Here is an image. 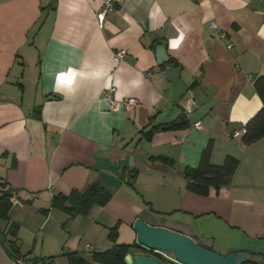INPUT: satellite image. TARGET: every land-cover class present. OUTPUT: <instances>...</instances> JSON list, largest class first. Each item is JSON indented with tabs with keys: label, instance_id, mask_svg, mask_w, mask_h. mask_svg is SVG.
<instances>
[{
	"label": "crops",
	"instance_id": "crops-1",
	"mask_svg": "<svg viewBox=\"0 0 264 264\" xmlns=\"http://www.w3.org/2000/svg\"><path fill=\"white\" fill-rule=\"evenodd\" d=\"M102 4L0 0V195L13 192L4 238L27 260L66 262L87 245L111 248L114 227L117 244L137 242L143 219L220 255L264 262V137L242 142L264 107L255 87L264 77V0H120L101 26ZM160 45L167 64L158 63ZM168 66L180 68L173 81ZM69 69L73 84L58 83ZM112 87L138 104L113 110ZM179 117L189 125L154 132ZM210 142L214 164L232 156L239 166L231 185L202 196L188 190L185 170ZM92 183L111 194L106 206L76 218L51 209L55 195Z\"/></svg>",
	"mask_w": 264,
	"mask_h": 264
},
{
	"label": "trees",
	"instance_id": "trees-1",
	"mask_svg": "<svg viewBox=\"0 0 264 264\" xmlns=\"http://www.w3.org/2000/svg\"><path fill=\"white\" fill-rule=\"evenodd\" d=\"M255 87L264 104V77H260L256 80ZM188 125L189 122L185 117H179L168 124L154 128V132L182 129ZM263 137L264 107L247 123L242 142L246 145H251ZM212 151L213 143L210 142L201 155L199 166L197 168H187L185 170L187 188L193 193L204 196L208 194L209 188L220 189L232 183L234 174L239 166V161L232 156H227L223 164L216 165L211 160ZM12 197L13 192H11V190L5 191L0 195V221H9V213L12 209ZM110 200L111 194L108 191L99 184L92 183L84 192L73 191L68 196L61 193L55 195L52 199L51 209L64 211L71 218H76L78 216H88L94 206L98 205L104 207ZM41 211L46 215L50 212L48 209H43ZM18 230V225L12 223L8 230V235L15 238ZM117 236V227L110 229L109 239L114 245L107 250L95 251L93 253V260L97 264H126L125 258L131 252H139L142 255L153 254L152 251L147 250L137 242L133 244H117ZM0 241L13 259L17 260L22 256L20 248L15 241L7 240V243L1 239ZM66 257L68 264H87L86 260L78 252L66 254ZM53 262V258L41 260L34 259V264H53ZM164 263L168 264L167 262Z\"/></svg>",
	"mask_w": 264,
	"mask_h": 264
},
{
	"label": "water",
	"instance_id": "water-1",
	"mask_svg": "<svg viewBox=\"0 0 264 264\" xmlns=\"http://www.w3.org/2000/svg\"><path fill=\"white\" fill-rule=\"evenodd\" d=\"M159 64H167L170 56L166 46L157 47ZM180 68L168 66L166 77L173 81L178 77ZM137 231V243L149 250H158L174 254L180 264H264L248 252H233L223 256L213 250L205 248L193 241L190 237L172 232L165 228L153 227L143 219H137L134 224ZM17 262V260H16ZM126 264H165L154 255H142L135 252L129 253L125 258Z\"/></svg>",
	"mask_w": 264,
	"mask_h": 264
},
{
	"label": "built area",
	"instance_id": "built-area-1",
	"mask_svg": "<svg viewBox=\"0 0 264 264\" xmlns=\"http://www.w3.org/2000/svg\"><path fill=\"white\" fill-rule=\"evenodd\" d=\"M120 0H103L102 8L100 12L98 13L97 17L99 20L100 25L102 26L105 20V16L107 13L111 12L114 10V8L119 4ZM212 28L218 29V25L216 22L212 23ZM225 36V34H224ZM233 45L230 44L229 48H231ZM127 54L126 50H119L116 52L115 57L118 61L123 60L125 55ZM116 92V89L114 87L110 88L106 93L105 97L110 101L112 109L113 110H120L121 108H133L138 104V99L136 97H124V98H116L114 96ZM202 125L201 122H197L193 125L194 129H201ZM235 135H239L238 132L235 133ZM149 250V249H147ZM152 251V255L157 257L156 255H161L163 256L168 262L171 264H180L177 262L175 257H171L168 255L167 252H162L158 250H149ZM158 258V257H157ZM159 259V258H158ZM18 264H34L33 260H27L26 258H19L17 260Z\"/></svg>",
	"mask_w": 264,
	"mask_h": 264
},
{
	"label": "rangeland",
	"instance_id": "rangeland-1",
	"mask_svg": "<svg viewBox=\"0 0 264 264\" xmlns=\"http://www.w3.org/2000/svg\"><path fill=\"white\" fill-rule=\"evenodd\" d=\"M40 213L43 215V216H47L46 214H44L42 211H40ZM86 217V216H84ZM5 226H6V223L1 221L0 222V239L3 240L5 243H7V239L5 240L4 236L2 235V230L5 229ZM109 238V236H108ZM89 245L85 246V248H83L86 252H84V254L82 255V257H84V259L86 260V263L87 264H97L94 260H93V253H90L88 250H87V247ZM96 251H104V249H99L98 250L96 249ZM135 253H138L140 254L139 252H135ZM169 256L171 257H175L174 254L172 253H169L167 252ZM27 255V254H26ZM29 256V255H28ZM157 257H159L163 262H167L168 264H171L170 262H168L163 256L161 255H156ZM21 258H23V256H21ZM66 258V262L64 259L62 258H59L57 259L56 261L54 260L53 264H68V260H67V257ZM0 264H18L15 259H13V257H11L8 252L6 251V249L4 248V246L2 245V242L0 241Z\"/></svg>",
	"mask_w": 264,
	"mask_h": 264
},
{
	"label": "clouds",
	"instance_id": "clouds-1",
	"mask_svg": "<svg viewBox=\"0 0 264 264\" xmlns=\"http://www.w3.org/2000/svg\"><path fill=\"white\" fill-rule=\"evenodd\" d=\"M183 39H184V36L183 34H181L178 39H173L170 41V46L177 47ZM75 75H76V72L72 69H69L67 74L59 73L57 75V82L65 86H71L73 84Z\"/></svg>",
	"mask_w": 264,
	"mask_h": 264
}]
</instances>
